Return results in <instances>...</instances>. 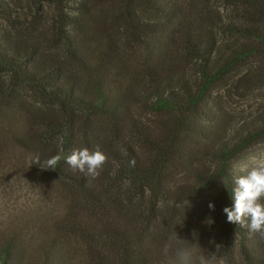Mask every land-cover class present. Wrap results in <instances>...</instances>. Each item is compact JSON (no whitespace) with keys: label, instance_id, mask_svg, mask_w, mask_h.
Instances as JSON below:
<instances>
[{"label":"trees","instance_id":"obj_1","mask_svg":"<svg viewBox=\"0 0 264 264\" xmlns=\"http://www.w3.org/2000/svg\"><path fill=\"white\" fill-rule=\"evenodd\" d=\"M36 1L58 9L53 40L64 54L27 38L0 0V145L10 144L12 170L34 175L52 205L43 264H166L164 245L172 255L178 239L220 264H264V239L223 212L242 174L230 164L264 139V107L237 121L210 107L230 77L264 86V0H80L74 16L64 13L68 0ZM96 146L108 159L95 179L63 158L54 170L27 165ZM192 147L215 166L186 160ZM178 169L191 180L176 179ZM220 184L214 210L175 208ZM213 218V236L194 232ZM21 240L0 230V264H25ZM53 250L64 259L49 258Z\"/></svg>","mask_w":264,"mask_h":264},{"label":"rangeland","instance_id":"obj_2","mask_svg":"<svg viewBox=\"0 0 264 264\" xmlns=\"http://www.w3.org/2000/svg\"><path fill=\"white\" fill-rule=\"evenodd\" d=\"M5 1L10 3V7L14 8L12 15L14 17L18 16L21 21L20 32H26L27 38L41 41L46 54L56 56L64 54V49L59 45L57 39L53 40L59 21V11L54 4L38 3L36 0ZM79 2L80 0H68L64 13L68 16L76 15L78 12L76 6ZM34 16L35 18H33ZM0 23L6 24L2 14H0ZM61 30L73 32L74 34L78 32L76 28L70 25H62ZM18 91L26 102L32 103L37 98L31 90L23 86H18ZM210 107L217 109L220 115L228 121L241 120L243 117H247L264 107V86L248 89L230 77L223 81L212 93ZM9 154L10 144L0 145V230L14 229L20 239L25 240L22 246L26 257L25 264L48 263L50 260L44 256L41 257L40 254L46 251L42 248L48 238L47 217H44V213L48 208L51 210L52 205L48 207V198L46 194L41 193L34 175H25L12 170L9 163ZM262 154H264V139L256 143L243 155H239L230 164V168L233 171L241 168H251L254 160ZM186 160L196 166H215L202 155L195 153L194 147H192V151L186 157ZM176 172V179L182 182L191 180V174H185L180 169ZM222 187L223 185L220 184L212 192L189 199L181 207L175 208L183 211L185 216L193 214L194 217H198L201 210L209 208V202L214 203L215 196L222 193ZM169 206L172 208L173 204L169 203ZM217 221L213 218L211 223L205 222L197 226L194 232L209 233L213 236L217 231ZM48 254L49 258L59 257L60 260L64 259V253L56 252V250L50 251Z\"/></svg>","mask_w":264,"mask_h":264},{"label":"clouds","instance_id":"obj_3","mask_svg":"<svg viewBox=\"0 0 264 264\" xmlns=\"http://www.w3.org/2000/svg\"><path fill=\"white\" fill-rule=\"evenodd\" d=\"M123 154L127 155L126 150L123 151ZM62 158L73 171L78 170L84 176L93 179L100 175V170L108 159L100 147L96 146L94 150L78 148L66 157L57 154L43 161L38 155L29 156L27 165L28 168L38 165L42 170H54ZM130 164L135 166L134 158ZM240 172L241 175H235L234 187L231 192L234 205L225 206L223 212L227 215V222L238 223L241 227L247 228L250 233H256L261 239H264V154L254 160L251 168H241ZM208 207L214 210L215 205L213 202H209ZM208 222L211 223L212 220ZM177 244L180 246L175 248L172 255H169L172 243L168 242L164 245L166 264H220L215 254L210 256L196 254L183 239H178Z\"/></svg>","mask_w":264,"mask_h":264}]
</instances>
